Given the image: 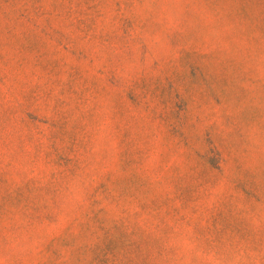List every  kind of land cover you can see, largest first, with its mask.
I'll use <instances>...</instances> for the list:
<instances>
[{"label":"rangeland","instance_id":"1","mask_svg":"<svg viewBox=\"0 0 264 264\" xmlns=\"http://www.w3.org/2000/svg\"><path fill=\"white\" fill-rule=\"evenodd\" d=\"M0 264H264V0H0Z\"/></svg>","mask_w":264,"mask_h":264}]
</instances>
